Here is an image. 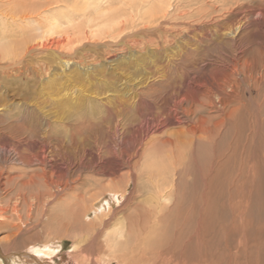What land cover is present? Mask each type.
Segmentation results:
<instances>
[{"label":"rangeland","instance_id":"1","mask_svg":"<svg viewBox=\"0 0 264 264\" xmlns=\"http://www.w3.org/2000/svg\"><path fill=\"white\" fill-rule=\"evenodd\" d=\"M241 2H246V0H242ZM47 8H49V14H53L60 9H65L63 6L55 4L49 5ZM258 11L259 9L256 10V12ZM82 20L75 19L73 23H80ZM166 23L168 28L173 29H179L183 25L179 20L174 19V16ZM147 25L151 27L150 24ZM67 26L69 25H62V30L50 34V37L58 38L59 36H63L68 30H71ZM143 27L145 28V25ZM131 28L133 29V27ZM131 28L127 29L123 35L129 41L131 38H135L130 37L134 32L133 30H135ZM144 28H142V31H139L144 33V37L137 36V39L138 41L141 40L144 43H149H145L146 46L155 50V52L153 53L148 47L145 48L143 46L141 49H145L148 56L143 53L144 55L141 57L142 63L138 64L133 59L126 64L115 65L118 69L113 70L114 72L111 71V68L108 69V72L102 71L103 73L101 75L103 77L102 79L106 80L105 83L104 81L98 82L94 78V75L89 79V82L84 81L83 78L79 79V81H82L81 83H87L89 88L92 86V82L95 83V86L102 85V83H104V86H108L109 84L106 83L109 82L116 83L120 88H125L126 84L129 87L130 84L129 88L132 89L130 90L132 94L113 99V103L108 104L109 107L107 105L101 108L97 104L99 102L95 100H89V102L81 99L77 104L69 100H64L62 93H60L63 85H60V83L68 84V82L62 79L63 77L60 78L59 83H56L58 82L56 80L53 85H46L47 92L45 89L44 92L41 90L43 88L41 85H43L45 79L44 76L39 77L38 73L36 74L37 77L34 76L28 86H21L19 82L13 80L4 85V93L1 95L3 98L0 96V100L11 103L7 107L8 110L12 111L9 113L10 115L13 112L22 110V105L25 106V103L30 105V107H26L28 111L33 113L34 117L32 130L33 140L35 138V144H33L35 147L34 150L40 152L43 147H50L49 149H51L53 159L61 161L65 157L70 161H74L76 166L70 168L68 178L72 176L70 179H78L76 182V191L85 194V191L88 189L89 192L86 195L91 196L92 193L99 194L103 188L106 189L114 183V185L119 184L122 185V188H126L125 194L127 198L122 204H115L111 212L104 213L105 216L101 219H104L106 223H99V225L96 223V226H93L90 224V221L94 220V214L90 213L89 215H85L80 213L77 216L81 221V223L78 221L80 228L76 229L75 227V230L70 229L71 231L62 233L59 229H56V224L54 223V225L49 223L48 226H44L56 217L55 211L51 209L56 205L54 204L55 202H49V205L45 204L44 207L41 205V211L37 210L36 206H34L30 218L26 215V208H23L26 206H21L23 204L21 203V205H18V213L15 216V213L12 211L13 204L19 201V199H15V195L17 194L15 184L14 182L7 184L6 181V184L10 185L7 187L6 184L2 185L0 181L2 188L0 189V207L9 209L3 214L5 217L0 218V249L3 251L6 249V243H12L11 245L18 247V251H22L25 248L28 250V247L32 243L31 240L38 239L40 236L60 234V237L62 236L61 245L59 241H53L48 243V245H58L59 254H65L66 259L68 258L67 254L74 249L76 250V247H78L81 251L79 256L82 259L85 260V258L87 259L90 256L101 255L105 260L112 259L111 264H264V88L259 89L255 86H245L246 89L242 90L244 93L242 91L240 92L243 95L239 98L242 99L239 101V113L228 118L225 126L216 128L212 132L216 137L214 138L210 134V139H203L200 137L202 135L201 132L198 133L197 131L195 138L192 133H187L185 130L191 121L181 114L184 112H181L177 108L175 101L180 93L185 94L189 91L190 93L185 95V109H192L193 115H195L194 112L196 113L195 116L201 115L207 117L210 115L208 113L209 108L206 105H202L206 100L198 96V92L203 93L201 89L204 90L208 86L207 80L198 81V78L203 79V77L206 78L211 75L212 62L222 52L224 55H229L236 47L231 45V42L226 39L229 42L225 41L221 44V47L224 49L221 47L218 49L215 45L217 43L220 44V42L215 41L217 40L216 36H211V32H207V34L200 33L198 34L200 39L204 35L214 40H206L207 43H205L207 46L205 43L200 44L198 37L197 40H199H195L196 44L194 40H190L188 42L189 44L186 43L187 49L185 48V50L187 52H183L184 50H182L185 53L184 56L183 54L180 55L181 52L176 47L174 48L172 46L176 43L175 39H170L169 43L162 42L163 39L160 32H156L157 26L148 28L150 30L147 31ZM255 28L253 26L252 31ZM64 29L65 31L62 32ZM259 32V30H256L255 38L253 37L252 41L247 40V46L245 45L248 49V47H258L259 44H262L263 48L260 49L262 53L257 52L256 55L258 58L261 54H264V33L260 32L259 34ZM101 37L91 38L90 42L110 43L116 40L109 36ZM146 37L147 39H145ZM259 38H262V40H259ZM198 45H200V48ZM80 46H85V44H81ZM181 47H183V44ZM64 51H68V49H64ZM240 51L241 49H238V53ZM52 53L49 52V55L53 56ZM122 53H128V50ZM150 53L152 56L149 55ZM93 54L92 52V54L89 53L86 57L78 59L85 61V66L94 63ZM260 63L262 64L261 60ZM34 64L38 67L37 62ZM99 69L101 70V68ZM47 71L44 70L41 73L45 74V76L49 75ZM155 77L157 79L160 78L159 81L156 80L154 83H151V88L148 87L150 84L148 85L147 81ZM195 83L197 84L195 85ZM263 85L260 87H264ZM153 86L156 88L155 90L152 88ZM119 87H116L115 90L118 89L119 91ZM94 92V95H97L96 93H100L101 91L100 89H95ZM3 94L9 97L6 98ZM237 103L238 101L236 100L232 102V108ZM19 104H22L21 107ZM196 106L201 107L197 108ZM214 111L217 113L216 110ZM216 113L211 115H217ZM175 115H177L176 118ZM217 118L211 117L210 120L212 119V122L209 120L208 125L212 124V127L217 121ZM4 119L7 121L9 118L5 116ZM15 119L16 117H14ZM159 123L160 126L158 125ZM178 124L179 126L182 124L186 125H183L184 127L180 126V129ZM162 128L164 129L162 130ZM219 129L223 133L219 132ZM38 135L40 136L39 138ZM191 139L194 140L192 146L189 145ZM167 140L171 142H167ZM161 141H165L164 143L166 145ZM214 141H216L215 145L212 144ZM170 145L171 148H169ZM180 148L183 150V156H180L181 158L177 156L178 152L181 153V151H178ZM219 149L222 151L221 153ZM137 150L139 151L138 156H131L132 158L130 160L133 170L130 167L121 165L125 160H128L130 154L137 153ZM148 151L151 153L147 154ZM175 151L177 152L176 155H174L176 153ZM213 152L214 154H212ZM151 154L159 155L158 158H154V161L149 164L148 162L152 159L150 158L152 156ZM166 154H168V157L173 154L172 156H175V158L171 156L172 159L170 157L169 159ZM190 155H192L191 158H189ZM214 155L217 156L215 157ZM162 156L165 158L163 159ZM185 158L188 162H185L187 161L184 160ZM148 165L153 171L148 170ZM14 166H17V169L27 167H23L21 163L19 165L15 163ZM38 167L39 164L35 163L26 168V171L29 170V173H31L34 168L38 169ZM61 167L66 170V166ZM48 168L50 169L51 167L48 166ZM134 169L137 170L135 171ZM10 170L12 169L10 168ZM130 170L132 171L131 177H127L126 175ZM53 172H56L54 173L56 176L62 174L57 169H54ZM119 179L121 180L119 181ZM172 183H176L175 188H170ZM157 185L159 188L156 187ZM237 185L240 188L236 187ZM242 188L246 189L243 190ZM27 189L25 190L28 191L26 192L28 195L32 191L33 194L36 192L33 187ZM76 191L68 188L67 191H62L64 194H61L63 195H60L70 197ZM162 192H164L163 196H161ZM244 193L248 199H246L247 197L245 198ZM238 194L240 195L238 196ZM31 198H33L32 200L34 202ZM31 198L32 205H35L36 200L33 196ZM46 212L48 215L45 214ZM19 214H21L22 219H19ZM38 219H41L43 222L42 225H39L37 222ZM137 219L139 220L137 221ZM98 220L100 218L94 221ZM136 222L137 224H135ZM36 224L37 226H35ZM19 229H22V231ZM76 230H79L82 234L77 233ZM12 232L15 235V232H17V235L12 239H8L7 237ZM70 232H73V235ZM90 240L93 241L88 242ZM109 243H111L110 251L115 252H109L107 248V244ZM84 246L85 248L91 247L93 249L91 255L89 250L85 252L86 249L82 248ZM16 257L17 255L11 257L10 259L13 258V260L10 261L4 256H0V261L4 264H13L14 258ZM54 264H63L61 258L57 257Z\"/></svg>","mask_w":264,"mask_h":264},{"label":"bare ground","instance_id":"2","mask_svg":"<svg viewBox=\"0 0 264 264\" xmlns=\"http://www.w3.org/2000/svg\"><path fill=\"white\" fill-rule=\"evenodd\" d=\"M241 1L242 0H0V96L2 95V93H4L3 92L5 89L4 85L7 84L8 82H11V80L19 82L21 86H23V85L28 86L31 83V80L33 79V77L36 76V74L38 73L39 77L44 76V79H45V81L43 82V85H41L43 87V88L41 87L42 92H44V89L47 92V89H46L47 86L46 85H51V84L53 85V83L56 82V80L58 81L56 83H59L60 78L63 77L62 79H65V81L68 82V84L60 83V85H63V87L61 86L62 89H60V93H62V97L64 100L72 101V103H74V104H77L78 102H80L79 100H81V99L86 100V101L95 100V101L99 102L97 104L101 108H104L108 104H112L113 99L122 98L123 96L132 94V92L130 91L132 89L129 88L130 84H129V87L126 84L125 88H120L116 83H111V82L106 83V84H109L108 86H104L103 84L106 82V80L102 79L103 77L101 74L103 73L102 71L108 72V69H110V68H111V71L117 70L118 67L115 65L126 64L128 61L133 60V59H134L133 61H136L138 64L142 63L141 57H142V55L146 54L147 52H145V49H141V48L143 46L145 48L148 47V46H146V44H149V43L145 42L146 43L145 44L141 40L138 41L137 38L139 36L144 35V33L139 32V31L143 30L142 28H144L143 27L144 25H145V28H144L145 31L150 30L148 28L157 26L158 28L156 29V32L157 31L160 32L162 39H163L162 42L169 43L170 39H172V40L175 39L176 43L173 44L172 46H174V48L176 47L178 49V51L181 52L180 55H182V54L184 55L185 53H183V52H185V51L187 52V50H185L186 43L190 42V40H194V42L196 44V41H198L200 39V37H198V34H200V33L207 34V32H211L210 33L211 36L217 37V40H215V41L220 42V44L217 43V45H215L216 48L220 49L221 44L225 41H227V42L230 41L231 45H234L236 48L234 51L232 50L233 52L230 53L229 55H227V54L224 55V53L222 52L215 59V61L212 62V65H211L212 67H211V72H210L211 75L207 76L206 78L203 77V79L198 78V81L207 80L208 86L205 87L204 90L201 89V91L203 93L198 92V96H201V98H204V100H206V102L202 103V105H204V106L206 105L207 108H209L208 113L210 115H208V116L206 115L207 117H204L201 115L195 116L196 113L194 112L195 115H193L192 109L191 110H190V108H189V110L185 109V101H186L185 95L189 94L190 93L189 91L186 92L185 94L180 93L177 100L175 101L177 108L179 110H181V112L182 111L184 112L181 114L186 116L187 119L189 121H191L190 124L188 123L189 126L185 129L187 131V133L190 132V133H192L193 136H195L197 134V131H198V133L201 132V134H202L200 136L201 138L210 139L211 138L210 134H212V132H214V130L216 128L222 127L223 125L225 126V123H226L228 118H231V116H234V114L237 115V113H239V101L242 100L239 98L242 97L241 95H243V93H244L242 90L246 89L245 86H247V85H249V87L255 86L259 89L264 88V87H260L261 85L264 84V57H263L264 54L263 55L259 54L260 55L259 58L256 56L257 52L262 53V50H260L261 48H263L262 44H259L258 47L257 46L251 47V48L248 47V49H247V47H245L247 40L252 41V38L256 34L255 33L256 30H259L260 32L264 33V0H246V2H241ZM52 4L61 5L65 9H60L59 11H57L53 14H49L48 13L49 8H47V6L52 5ZM258 9H259V11L256 12V10H258ZM238 14H239V16H238ZM173 16H174V19H176L177 21L179 20L183 24L181 28H179V29L174 28L173 29V28H168L166 26V24H167L166 22L169 19H171ZM75 19L76 20L83 19V20L80 23H78V22L73 23V21H75ZM142 23H143V26H142ZM64 24L69 25V26H67V28L69 27L71 30H68L66 32V34H63V36H59L58 38L57 37L56 38L50 37V34L56 33V32H58V30H62L61 26ZM147 24H150L151 27H149V25H147ZM253 26H255L256 28H255V30L252 31ZM131 27H133V29H135V30H133ZM67 28H66V30H67ZM130 28L134 32L135 31L136 32L135 33L133 32L132 35H130V37H135V38H131V40L129 41V39H125V37L123 35H124V32ZM64 31H65V29L62 32H64ZM260 32H259V34H260ZM97 36H99V37L109 36V37H112L114 40L115 39L116 40L113 42H110V43H108V42H90L91 38H95ZM147 37L145 39H147ZM197 37L199 38L198 40H197ZM259 37H261V36H259ZM209 39L214 40L211 37H206L203 35L202 39H200L198 42L200 44H203L206 42V40H209ZM226 39H228L229 41ZM259 40H262V38L261 39L259 38ZM209 41H211V40H209ZM151 42H153V41H151ZM257 42H258V40H257ZM206 43H205V45H206ZM81 44L82 45L85 44V46H80ZM182 44H183V47H181ZM248 44H249V42H248ZM255 44H256V42H255ZM118 46H120L121 48ZM191 46H193V45H191ZM198 46L200 48V45H198ZM163 48H164V46H163ZM195 48H197V47H195ZM221 48H223V47H221ZM64 49H68V51H64ZM118 49H119V51H118ZM149 49L151 52H153V53L155 52V50H152L151 48H149ZM238 49H241V51L239 53H238ZM127 50H128V53H122V52H125ZM182 50H184V51L182 52ZM201 50L203 51V49H201ZM51 51L55 54H53ZM158 51H159V49H158ZM161 51H163V50L161 49ZM49 52L52 53L53 56L49 55ZM92 52L94 53L93 54L94 63L87 64L84 66V64H86L85 61H83L82 59L79 60L78 58L86 57V55H88L89 53L92 54ZM149 55L152 56L151 53ZM138 57H139V59H138ZM260 60L262 61V64L260 63ZM93 61L91 60V62H93ZM36 62L38 63V67H36L34 64ZM197 63H198V61H197ZM99 68H101V70ZM44 70H48L47 72L49 73V75L45 76V74H42L41 72H43ZM109 73H111V72H109ZM92 75H94V78H96V80L98 82L104 81V83H102V85L95 86V83L92 82V86H94V87H92L90 85L92 88L91 87L89 88L87 83H81L82 81H79V79L83 78L84 81L89 82V79L92 78ZM151 75H152V73H151ZM160 76H162V75H160ZM156 77L154 79L152 78V80L147 81L148 85L150 84V86H148V87L151 88V83H154L156 80L159 81L160 78L157 79ZM179 82H181V81H179ZM196 84L197 83H195V85ZM39 85H40V83H39ZM31 86H32V84H31ZM116 87H119L120 92L118 91V89L115 90ZM152 88H154V86ZM167 88H168V86H167ZM95 89H100L101 92L96 93L97 95H94ZM155 89L156 88H154V90ZM259 89H257V90L259 91ZM96 91H99V90H96ZM241 91L243 93L240 94ZM3 96L6 98L9 97V96H5L4 94H3ZM235 100L238 101V103H237V105L235 104V106L233 105L234 107L232 108L231 104ZM2 101L0 100V181H1L2 185L6 184V181H7V184H10L13 182L15 184L16 193H17L15 195L16 196L15 199H19V201H20V203H19V201L17 203H14V204L12 203L13 204L12 211H13V213H15V216H17L16 214L18 213V211H17L18 205H21V203H23L21 206H23V205L26 206L23 208L24 209L26 208V215L28 218H30L32 211H33L32 208L34 206H36L37 210L41 211V205H43V207H44V205L48 204L49 202H51V203L55 202L54 204H56V205L53 206L51 209H53L55 211L56 217L51 222H48L44 226H48L49 223H51V224L54 223V224H56L55 225L56 229H59V231H61L62 233L67 232L70 229L75 230V227H76V229L77 228L79 229L80 224L78 221H80L79 220L80 218L77 216L80 213L85 214V215H89L90 213H93L94 214V220H96L97 218H100V220H98V221H94V220L90 221V224H92L93 226H96V223L98 225H99V223L100 224L106 223V221L104 219H101V218H103L105 216L104 213L111 212V209L115 206V204H117V203L122 204L123 201L126 200V198H127L126 197L127 195L125 194L126 188H122V185H119V184L114 185V183L111 182V183H113V185L109 184L111 186L110 187L108 186L106 189L103 188V190L99 194L92 193L91 196H87L86 193L89 192L88 189L87 190L85 189L86 190L85 194L76 191L77 190L76 182L78 179L77 178L76 179H70L72 176L70 178H68L70 168H74L76 166V164L74 163L73 160L70 161L67 158L63 157L62 160L61 161L58 160L59 161L58 162L56 159L52 158V154H51L52 152H51V149H49L50 147H43L40 150V152L34 150L35 147L33 144H35V142H34L35 138L33 140V135H32L34 117H33V113H31L30 111L27 110V107H30V105L27 103H25V106L22 104H19L20 107H21V105L23 106V109L19 110L17 112H13V114L10 115L9 113H11L12 111L8 110L7 107H9L11 105V103L4 102V101L2 102ZM188 102H190V101H188ZM108 107H109V105H108ZM193 107H194V105H193ZM197 108H196V110H198ZM214 110H216L217 113ZM218 111H220L221 113L220 112L218 113ZM213 113H216L217 115L212 116L211 114H213ZM5 116H8V118H9V119H7V121L4 119ZM14 117H16L15 120H14ZM176 117H177V115H175V118ZM178 117H179V115H178ZM211 117L212 118L218 117L217 121L213 124L212 127H211L212 124L208 125V121L210 120ZM169 118H171V117H169ZM170 120H172V119H170ZM214 120H213V122H214ZM232 120H234V119H232ZM184 121H186V120H184ZM230 121H231V119H230ZM230 121H229V123H230ZM234 121H236V120H234ZM4 122H6V123L3 125ZM163 122H164V120H163ZM174 124H176V123H174ZM158 125L160 126V123ZM183 125H186V124H182L180 126L182 127ZM178 126H179V124H178ZM168 127H169V125H168ZM181 127H180V129H181ZM163 129L164 128H162V130ZM220 129H219V132H221ZM162 130H160V131H162ZM39 131H41V130H39ZM158 132H159V130H158ZM221 133H223V132H221ZM215 135H217V134H215ZM47 136H46V138H47ZM225 136H227V135L225 134ZM39 137L40 136L38 135V138ZM213 137L215 138L216 136L213 135ZM191 138H193V137H191ZM195 138H196V136H195ZM214 138H212V139L214 140ZM179 140H181V139H179ZM193 141L194 140H192V139L190 140V143H189L190 146H192ZM161 142L166 145V143H164L165 141L164 142L161 141ZM167 142H171V141L167 140ZM215 142L216 141H214V143H212V144L215 145ZM227 143H228V141H227ZM217 144H219V143H217ZM233 145H234V143H233ZM235 145H236V143H235ZM220 146H222V145H220ZM169 148H171V145L169 146ZM196 149H197V147H196ZM223 149L224 148H222V150ZM231 149H233V148L231 147ZM162 150H164V149H162ZM167 150H168V148H167ZM169 150H171V149H169ZM150 151H148L147 154H150L151 153ZM178 151H181V153L178 152V154H177V152L175 151L176 153L174 155L177 154L178 157L183 156L182 155V151H183L182 148L178 149ZM199 151H201V150L199 149ZM224 151H225V149H224ZM203 152H205V151H203ZM214 152L212 154H214ZM219 152L221 153L222 151H220V149H219ZM238 152H239V150H238ZM62 154H64V153H62ZM138 154H139L138 150H137V153L130 154L128 157V160H125L121 165H125V166L131 168V161H130L132 158L131 156H138ZM161 154H164V153H161ZM179 154H181V155H179ZM188 154H190V153H188ZM188 154H186V155H188ZM85 155H87V154H85ZM154 155L150 156V158H152V159L148 162L149 164L154 161V158L155 159L158 158V155H155V156ZM166 155L168 157V154H166ZM171 156H169V157L171 158ZM191 156L192 155H190L189 158H191ZM201 156H202V154H201ZM211 156H213V155H211ZM214 156L216 157L217 155H214ZM218 156H219V154H218ZM167 157H166V159L169 158V157L168 158ZM172 157L175 158V156H172ZM164 158L165 157H163V159ZM211 158H213V157H211ZM169 159H168V161H169ZM193 159L195 160V158H193ZM229 159H231V158H229ZM184 160H187V159L185 158ZM227 160H228V158H227ZM77 162H80V161H77ZM185 162H188V160ZM15 163L18 165H19V163H21V165H23V167L24 166H27V167H24L23 169H21V168L17 169L16 168L17 166L16 167L14 166ZM35 163L39 164L38 169L34 168L33 171L31 170L32 171L31 173H29V170L26 171V168H28L30 165H33ZM47 163H49V165H47ZM140 163H139V165H140ZM154 164H156V163H154ZM48 166L51 167L50 169L48 168L49 170L47 169ZM61 166H64V167L66 166L65 167L66 170H64ZM136 166H137V163H136ZM93 167H95V166H93ZM10 168L12 170H10ZM147 168L149 171H153L152 168L149 167V165L147 166ZM54 169H57L62 174H60L58 176L54 175V173L57 172V171L53 172ZM75 170H76V168H75ZM105 170H106V168H105ZM131 170H133V169L131 168ZM131 170L128 171V173L126 175L127 177H131V172H132ZM202 174H203V172H202ZM134 175H136V174H134ZM124 177H125V175H124ZM125 179H127V178H125ZM120 180L121 179H119V181ZM125 181H127V180H125ZM93 183H95V182H93ZM7 184H6L7 187L10 186ZM230 184H232V183H230ZM89 185H90V183H89ZM175 185H176V183H172L170 188H172V187L175 188L176 187ZM31 187L35 188V190H36L35 194L32 193L33 191L30 192V195L26 194V192H28V191H26L25 189L31 188ZM156 187L159 188L158 185ZM234 187H235V184H234ZM236 187H239V186L237 185ZM68 188L70 190L74 189L76 192L71 194L70 197H68V196L65 197V195L61 196L64 194L63 192H65V190L67 191ZM0 189H2L1 186H0ZM244 189H246V188H244ZM13 190L15 191V189H13ZM27 190H29V189H27ZM229 190H230V188H229ZM1 191H3V190H1ZM5 192H7V191H5ZM61 193H63V194H61ZM163 193L164 192H162L161 196L164 195ZM242 194H243V192H242ZM7 195H5V196H7ZM239 195L240 194H238V196ZM10 196L12 197V195H10ZM31 196H33L34 199L36 200L35 205H32L31 200L33 198H31ZM244 196H245V193H244ZM230 197H231V193H230ZM240 197H243V196H240ZM240 197H238V198H240ZM246 197H247V195L245 196V198ZM30 198H31V200H30ZM246 199H248V197ZM204 200H206V199H204ZM32 201L34 202V200H32ZM51 203H50V205H51ZM7 209L8 208L0 207V218L5 217L3 214L5 213V211ZM153 209H154V207H153ZM48 210H49V208H48ZM39 211H38V213H39ZM20 213H21V211H20ZM45 214L48 215L47 212ZM8 216H10V214H8ZM15 216H14V218H15ZM10 218L12 219V217H10ZM19 219H22L21 214H19ZM138 220L139 219H137V221ZM37 222L39 223V225H42V223H43L41 221V219H38ZM146 222H147V220H146ZM0 223H1V220H0ZM3 223H8V222H3ZM80 223H81V221H80ZM37 224L35 226H37ZM135 224H137V222ZM138 225H140V224H138ZM134 228H135V226H134ZM19 230L22 231V229H19ZM138 230H137V232H138ZM76 231H77V233L82 234L79 230H76ZM23 232H25V231H23ZM15 233L17 235V232H15ZM148 233H150V232H148ZM18 234H20V233H18ZM71 234L73 235V232ZM16 235L12 232V234L10 236H8L7 238L12 239ZM41 237L42 236L38 237V239L31 240L32 243L28 247V250H26V248H25L22 251H18L17 250L18 247H14L13 245H11L12 243H6L7 244L5 247L6 249H4L3 251H2V249H0V256H4V257H6V259H9L11 261V260H13V258L12 259H10V258L15 257L17 255V257L14 258V263L12 262L13 264H54L57 257L61 258V261L63 264H111L110 262L112 261V259L105 260L101 257V255L90 256L87 259L85 258V260L82 259L79 256L81 251L79 250L78 247H76V250L74 249L70 253H68L67 254L68 258L66 259L65 254H59V251H58L59 246L58 245H55V246L48 245V243H51L53 241H59L60 245H61L62 244V241H61L62 236L60 237V234H54L51 236L47 235V236H43L42 238ZM78 239H79V237H78ZM76 240H75V242H76ZM92 241L93 240H90L88 242H92ZM110 247H111V243L107 244V248L109 249V252H111V253L115 252V251H110ZM82 248L86 249L85 252H87V250H89L90 255L93 252V249L91 247L85 248V246H84ZM89 253H88V255H89ZM84 255H86V254L84 253ZM114 258H116V257H114ZM0 264H4V263L0 261Z\"/></svg>","mask_w":264,"mask_h":264}]
</instances>
